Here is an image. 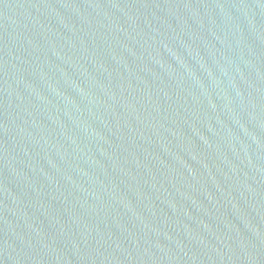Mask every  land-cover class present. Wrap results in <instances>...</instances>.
I'll return each instance as SVG.
<instances>
[{
    "label": "water",
    "instance_id": "95a60500",
    "mask_svg": "<svg viewBox=\"0 0 264 264\" xmlns=\"http://www.w3.org/2000/svg\"><path fill=\"white\" fill-rule=\"evenodd\" d=\"M0 264H264V0H0Z\"/></svg>",
    "mask_w": 264,
    "mask_h": 264
}]
</instances>
